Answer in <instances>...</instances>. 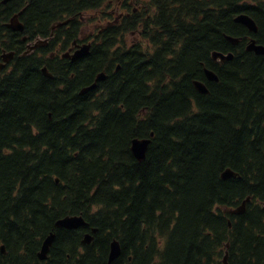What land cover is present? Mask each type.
<instances>
[{"label": "trees", "instance_id": "16d2710c", "mask_svg": "<svg viewBox=\"0 0 264 264\" xmlns=\"http://www.w3.org/2000/svg\"><path fill=\"white\" fill-rule=\"evenodd\" d=\"M111 1L0 0V59L3 49L17 53L0 72V264H107L115 237L122 253L112 264H224L227 250L229 264H264V56L246 49L251 37L264 44V0H147L153 15L134 12L129 27L103 29L88 61L52 60L41 48L21 55L54 23L109 12ZM24 7V30L15 32L5 22ZM240 12L256 19L257 34L234 21ZM139 23L145 39L127 45L120 34ZM215 49L235 57L214 62ZM115 61L119 71L80 93ZM204 65L218 82L206 80ZM195 79L210 93L200 94ZM152 132L139 162L131 140ZM227 168L238 176L224 179ZM248 196L244 213L226 211ZM80 213L89 226L56 228L48 258L39 259L56 221ZM92 227L95 238L84 244Z\"/></svg>", "mask_w": 264, "mask_h": 264}, {"label": "water", "instance_id": "95a60500", "mask_svg": "<svg viewBox=\"0 0 264 264\" xmlns=\"http://www.w3.org/2000/svg\"><path fill=\"white\" fill-rule=\"evenodd\" d=\"M8 1V0H6ZM235 21L240 22L245 24L250 30L257 32L258 31V25L255 22V20L246 13H242L239 14L236 18ZM67 22V21H66ZM61 24V23H60ZM9 26L12 27L15 30H22L23 29V24L21 23V21L19 20V14H16L12 19L11 22L9 23ZM227 38L232 41L234 44H237L239 42L238 38H234L231 36H227ZM35 47V46H34ZM247 49L248 50H252L255 51L257 54H264V45L261 44H257L256 40L253 39L251 40L248 45H247ZM88 52V46L83 47L82 49L76 51V53L74 54L73 58L76 59L78 57L83 56L84 54H86ZM14 56V53H8L5 54L4 58L5 61H10ZM234 57V54L232 52L228 53V54H224L222 52H218V51H214L213 52V58L215 60L220 59L221 62L225 61V60H230ZM4 66V64L0 65V69ZM45 73L49 76H51V74L48 72L47 69H44ZM206 75L207 78L209 80H218V76L217 74L210 69H206ZM105 78V74L104 73H100L97 77V81L104 79ZM195 86L196 88L201 92V93H208L209 89L207 88L206 84L202 81H195ZM96 86V83L92 84L91 86L85 87L82 90V93H85L89 90H91L92 88H94ZM151 143V139L150 138H135L132 141V152L133 154L136 156V158L139 161H144L146 159V154H147V150L149 148V145ZM236 176V173L233 172L231 169H227L225 170V172L223 173V177L224 178H231ZM250 198L248 197L243 204L238 207L237 209H231L229 210V212L232 213H238L241 214L243 212H245L246 210V204L247 201ZM87 221L85 220V218L82 215H68L64 218H61L57 221L56 225L58 227H67L70 229H74V228H79L81 226L87 225ZM97 228L93 229V232H96ZM56 238V234L53 232L51 234H49L46 239L43 242L41 251L39 252V257L40 259H46L48 257V253L50 251V248L54 242ZM94 236L91 233H87L85 234L84 240L83 242L85 243H90L93 240ZM3 251L5 252V248L3 247ZM121 253V244L117 239H114L111 242V250H110V254H109V260H108V264H112V262L120 255ZM227 258H228V254H226L224 261L227 264Z\"/></svg>", "mask_w": 264, "mask_h": 264}, {"label": "bare ground", "instance_id": "6f19581e", "mask_svg": "<svg viewBox=\"0 0 264 264\" xmlns=\"http://www.w3.org/2000/svg\"><path fill=\"white\" fill-rule=\"evenodd\" d=\"M10 1H12V0H8V1H6V0H3V3L4 4H7V3H9ZM33 1V0H32ZM168 2V1H167ZM47 3V2H46ZM56 3V2H55ZM159 3V2H158ZM40 4V3H39ZM85 4V3H84ZM24 5V4H23ZM22 5V6H23ZM40 6V5H39ZM4 7V6H3ZM15 7V6H14ZM1 8V7H0ZM25 8L26 7H24V8H22L21 10H19L18 12H15L12 16H10V18H9V20L8 21H6L5 22V25L8 27V28H10L11 30H14L15 32H23V30H24V23L22 22V24H23V29L22 30H15V29H13L12 27H10L9 26V23L11 22V19L16 15V14H19V17L23 14V12L25 11ZM28 8V7H27ZM52 8V7H51ZM14 9V8H13ZM30 9V8H29ZM166 9V8H165ZM69 10V9H68ZM162 10V9H161ZM35 11V10H34ZM47 11V10H46ZM45 11V12H46ZM5 12V11H4ZM14 12V11H13ZM39 12H40V10H39ZM27 13V12H26ZM34 14V13H33ZM49 14V13H48ZM27 16V15H26ZM42 16V15H41ZM49 16V15H48ZM55 19H57V18H55ZM61 19V18H60ZM29 20V19H28ZM36 21V20H35ZM43 22V21H42ZM33 23V22H32ZM150 24V23H149ZM28 25V24H27ZM42 25V24H41ZM44 25V24H43ZM30 28V27H29ZM47 28V27H46ZM3 29V28H2ZM9 30V29H8ZM2 31V30H1ZM39 31V30H38ZM14 32V33H15ZM43 34V33H42ZM226 34L227 33H225V36H226ZM14 35V34H13ZM45 35V34H44ZM16 36V35H15ZM5 37V36H4ZM13 38V37H12ZM33 38V37H32ZM9 39V38H8ZM22 39L25 41L26 39H27V37L26 36H23L22 37ZM219 39V38H218ZM221 39V38H220ZM200 40V39H199ZM113 41V40H112ZM20 42V41H19ZM175 42V41H174ZM200 42V41H199ZM221 42V41H220ZM223 42V41H222ZM7 45V44H6ZM201 45V44H200ZM199 45V46H200ZM217 45V44H216ZM22 46V45H21ZM203 46V45H202ZM111 47H112V45H111ZM189 47V46H188ZM120 48V47H119ZM186 49V48H185ZM27 49H25V50H23V52L21 53V55H26V54H28L27 53V51H26ZM109 50V49H108ZM207 50V49H206ZM4 51H10V52H13L15 55L17 54L16 53V51L15 50H13V49H9V50H7V49H3V51L2 52H4ZM49 49L48 50H45V51H43L44 52V54H46L50 59H52V60H54V57H52V56H50L49 55ZM189 51V50H188ZM195 51V50H194ZM193 51V52H194ZM200 51H202V50H200ZM214 51V50H213ZM1 52V51H0ZM111 52V51H110ZM105 53V52H104ZM198 53V52H197ZM200 53V52H199ZM244 53V52H243ZM243 53H241V54H243ZM106 54V53H105ZM115 54V53H114ZM118 54H119V51H118ZM205 54V53H204ZM244 54H246V53H244ZM109 55V54H108ZM181 55H182V53H181ZM198 55V54H197ZM203 55V54H202ZM251 55V54H250ZM249 55V56H250ZM103 56V55H102ZM112 56V55H111ZM189 56V55H188ZM106 57V56H105ZM202 57V56H201ZM204 57V56H203ZM243 57V56H242ZM241 57V58H242ZM252 57V56H251ZM22 58V57H21ZM122 58V57H121ZM28 59H30V58H28ZM107 59V58H106ZM195 59H196V57H195ZM253 59H255V58H253ZM18 60V59H17ZM45 60V59H44ZM172 60V59H171ZM251 60V59H250ZM249 60V61H250ZM28 61V60H27ZM83 61H88V60H83ZM102 61V60H101ZM111 61V60H110ZM180 61V60H179ZM182 61V60H181ZM191 61V60H190ZM196 61V60H195ZM19 62V61H18ZM54 62V61H53ZM105 62V61H104ZM132 62V61H131ZM44 63V62H43ZM54 63H56V62H54ZM186 63V62H185ZM249 63V62H248ZM19 64V63H18ZM22 64V63H21ZM25 64V63H24ZM40 64V63H39ZM112 64V63H111ZM172 64V63H171ZM197 64H199V63H197ZM104 65V64H103ZM136 65V64H135ZM138 65V64H137ZM142 65V64H141ZM159 65V64H158ZM173 65V64H172ZM181 65H182V63H181ZM191 65V64H190ZM18 66V65H17ZM62 66V65H61ZM92 66V65H91ZM98 66V65H97ZM106 66V65H105ZM205 66V65H204ZM208 66H210V65H208ZM25 67V66H24ZM68 67V66H67ZM95 67V66H94ZM134 67V66H133ZM192 67V66H191ZM201 67V66H200ZM137 68V67H136ZM143 68V67H142ZM249 68V67H248ZM44 69H47L48 70V72L51 74V76H49V75H47L46 73H45V70ZM130 69V68H129ZM133 69V68H132ZM183 69V68H182ZM204 71H205V76H206V80L207 81H209V82H218L219 81V79H220V77H219V75H218V73L213 69V68H210V67H207V66H205L204 68ZM206 69H210V70H213L216 74H217V76H218V80H209L208 78H207V75H206ZM251 69V68H250ZM27 70V69H26ZM186 70V69H185ZM188 70V69H187ZM42 71H43V73L46 75V77L48 76V77H50V78H55V74L50 70V67H48L47 65H44L43 66V68H42ZM41 71V72H42ZM59 71V70H58ZM90 71V70H89ZM170 71V70H169ZM69 72V71H68ZM74 72V71H73ZM101 72V71H100ZM100 72H98L97 74H96V77H95V80L91 83V84H89V85H87V86H84L81 90H80V93L81 94H88L89 92H91L92 90H95L97 87H98V85H99V83H101V82H106L109 78H110V76H111V74H109L108 75V77H107V80L106 81H97V75L100 73ZM133 72V71H132ZM199 72V71H198ZM2 73V72H1ZM35 73V72H34ZM82 73V72H81ZM143 73V72H142ZM190 73V72H189ZM34 75V74H33ZM44 75V76H45ZM65 74H63V76H64ZM67 75V74H66ZM75 75V74H74ZM73 75V76H74ZM80 75H82V74H80ZM95 75V74H94ZM228 75V74H227ZM252 75V74H251ZM77 76V75H76ZM87 76V75H86ZM135 76V75H134ZM180 76V75H179ZM193 77V76H192ZM234 77V76H233ZM238 77V76H237ZM248 77V76H247ZM78 78V77H77ZM32 79V78H31ZM35 79V78H34ZM40 79V78H39ZM87 79H89V77H87ZM90 79H91V75H90ZM134 79L136 80V78L134 77ZM184 79V78H183ZM240 79V78H239ZM185 80V79H184ZM74 81H75V79H74ZM85 81V80H84ZM140 81V80H139ZM187 81V80H186ZM195 81H202V82H206L207 83V81H205V80H200V79H195L194 80V82ZM71 82V81H70ZM182 82V81H181ZM47 83V82H46ZM50 83V82H49ZM94 83H96V86L94 87V88H92L91 90H89V91H87V92H85V93H82V90L85 88V87H88V86H91L92 84H94ZM183 83V82H182ZM188 84V83H187ZM179 85V84H178ZM52 86V85H51ZM168 87V86H167ZM174 92V91H173ZM172 92V93H173ZM171 93V92H170ZM210 93V92H209ZM179 96H181V95H179ZM174 97V96H173ZM177 97V96H176ZM182 97V96H181ZM172 98V97H171ZM170 98V99H171ZM180 98V97H179ZM179 100V99H178ZM181 100V99H180ZM174 102V101H173ZM171 103V102H170ZM175 104V103H174ZM171 105V104H170ZM176 106V105H175ZM182 106V105H181ZM177 107V106H176ZM181 111V110H180ZM175 112V111H174ZM182 113V112H181ZM174 115V114H173ZM183 115V114H182ZM52 116V114L50 113V117ZM189 121V120H188ZM196 121V120H195ZM199 123V122H198ZM190 126V125H189ZM182 129V128H181ZM196 129V128H195ZM183 130H185V129H183ZM181 131V130H180ZM167 133V132H166ZM172 133V132H171ZM179 133V132H178ZM177 133V134H178ZM182 133V132H181ZM153 136L155 135V132H152L151 133ZM166 135V134H165ZM168 136V135H167ZM180 136V135H179ZM168 138V137H167ZM162 140V139H161ZM168 140H169V138H168ZM164 141V140H163ZM174 141V140H173ZM167 142V141H166ZM165 142V143H166ZM173 143V142H172ZM169 144V143H168ZM173 145V144H172ZM170 146V145H169ZM174 147V146H173ZM174 149V148H173ZM167 152V151H166ZM3 167V166H2ZM1 167V168H2ZM27 170V169H26ZM237 173V172H236ZM8 174V173H7ZM238 174V173H237ZM7 176V175H6ZM8 178V177H7ZM11 178V177H10ZM1 179V178H0ZM9 180V179H8ZM10 182V181H9ZM12 182H13V180H12ZM13 184V183H12ZM72 185V184H71ZM76 186V185H75ZM1 188V187H0ZM83 188V187H82ZM86 188V187H85ZM78 189H79V187H78ZM230 189V188H229ZM5 190V189H4ZM209 190V189H208ZM10 191V190H9ZM25 191H27V190H24V192ZM48 191H50V189L48 190ZM80 191V190H79ZM13 192V191H12ZM31 192H33V191H31ZM59 192V191H58ZM78 192V191H77ZM204 192V191H203ZM27 193H28V191H27ZM212 193V192H211ZM215 193V192H214ZM3 194V193H2ZM11 194V193H10ZM9 194V195H10ZM34 194V193H33ZM53 194V193H52ZM82 194V193H81ZM220 194V193H219ZM222 194V193H221ZM228 194V193H227ZM24 195V194H23ZM30 195V194H29ZM78 195V194H77ZM27 196V195H26ZM52 196V195H51ZM68 196V195H67ZM219 196V195H218ZM243 196H244V194H243ZM5 197V196H4ZM82 197V196H81ZM95 197V196H94ZM202 197H203V195H202ZM237 197V196H236ZM14 198V197H13ZM25 198V197H24ZM83 198V197H82ZM221 198V197H220ZM232 198V197H231ZM241 198V197H240ZM239 198V199H240ZM5 199V198H4ZM27 199V198H26ZM41 199V198H40ZM60 199V198H59ZM91 199V198H90ZM127 199V198H126ZM228 199V198H227ZM22 200H24L23 199V197H22ZM66 200V199H65ZM69 200V199H68ZM79 200V199H78ZM105 200V199H104ZM125 200V199H124ZM128 200H130V199H128ZM242 200V199H241ZM3 201V200H2ZM40 201V200H39ZM112 201V200H111ZM118 201V200H117ZM15 202V201H14ZM30 202V201H29ZM99 202V201H98ZM1 203V202H0ZM95 203V202H94ZM106 203V202H105ZM110 203V202H109ZM129 203V202H128ZM233 203V202H232ZM237 203V202H236ZM238 203H239V201H238ZM86 204H88V203H86ZM127 204V203H126ZM9 205V207H10V204H8ZM13 205V204H12ZM26 205V204H25ZM77 205V204H76ZM92 205V204H91ZM90 205V206H91ZM27 206V205H26ZM66 206V205H65ZM115 206V205H114ZM124 206V205H123ZM142 206V205H141ZM237 206V205H236ZM7 207V206H6ZM22 207V206H21ZM64 207V206H63ZM71 207V206H70ZM135 207H136V205H135ZM138 207V206H137ZM143 207V206H142ZM24 208V207H23ZM77 208V207H76ZM196 208V207H195ZM20 209V208H19ZM31 209V208H30ZM81 209V208H80ZM105 209V208H104ZM132 209V208H131ZM135 209V208H134ZM5 210V209H4ZM121 210V209H120ZM133 210V209H132ZM13 211V210H12ZM21 211V210H20ZM78 211V210H77ZM123 211V210H122ZM140 211V210H139ZM18 212V211H17ZM72 212H73V210H72ZM130 212V211H129ZM136 212V211H135ZM134 212V213H135ZM187 212V211H186ZM8 213V212H7ZM103 213V212H102ZM116 213V212H115ZM119 213V212H118ZM5 214V213H4ZM9 214V213H8ZM108 214V213H107ZM123 214V213H122ZM137 214V213H136ZM139 214V213H138ZM103 215V214H102ZM120 215V214H119ZM123 215H125V214H123ZM186 215V214H185ZM213 215V214H212ZM10 216H11V214H10ZM183 217V216H182ZM187 217V216H186ZM112 218V217H111ZM127 218V217H126ZM123 219V218H122ZM138 219V218H137ZM145 219V218H144ZM118 220V219H117ZM187 220V219H186ZM197 220V219H196ZM200 220V219H199ZM126 221H128V220H126ZM180 221H181V219H180ZM213 221V220H212ZM186 222V221H185ZM189 222V221H188ZM126 223V222H125ZM135 224V223H134ZM131 225V224H130ZM147 225V224H146ZM168 225V224H167ZM182 225V224H181ZM200 225V224H199ZM152 226V225H151ZM186 226V225H185ZM190 226V225H189ZM196 226V225H195ZM209 226V225H208ZM133 227H135V226H133ZM115 229H117V228H115ZM148 229V228H147ZM169 229V228H168ZM178 229H181V228H178ZM193 229V228H192ZM198 229V228H197ZM123 230V229H122ZM166 230V229H165ZM126 231V230H125ZM132 231V230H131ZM162 231V230H161ZM185 231V230H184ZM197 231V230H196ZM118 232V231H117ZM142 232V231H141ZM154 232H155V229H154ZM203 232V231H202ZM138 233V232H137ZM148 234V233H147ZM167 234V233H166ZM190 235V234H189ZM195 235V234H194ZM141 236V235H140ZM181 236V235H180ZM123 237V236H122ZM128 237V236H127ZM130 238V237H129ZM133 238V237H132ZM148 238V237H147ZM138 239V238H137ZM179 239V238H178ZM171 240H172V238H171ZM184 240V239H183ZM204 240V239H203ZM136 241V240H135ZM180 241V240H179ZM196 242V241H195ZM132 243V242H131ZM197 243V242H196ZM183 246V245H182Z\"/></svg>", "mask_w": 264, "mask_h": 264}, {"label": "flooded vegetation", "instance_id": "af4514ba", "mask_svg": "<svg viewBox=\"0 0 264 264\" xmlns=\"http://www.w3.org/2000/svg\"><path fill=\"white\" fill-rule=\"evenodd\" d=\"M136 10H137V8H136ZM104 21H106V24L113 23L112 20H110L108 18H105ZM118 21H120L119 18H118L117 22ZM103 22L99 23V25H92L91 19H89V18L83 19L80 22V26H79L80 27V30H79L80 33H79V35H77V37L69 43L68 49L66 51L69 52L71 55L72 53H74L75 50H77L82 45H85V44L92 45L94 43V40L96 39V35L99 33L98 27H101ZM75 26H76V24L71 25L70 23L67 25V27L69 29L75 28ZM60 49H61L60 46H57L55 51L52 52V57H55L58 59L60 57V56H58L60 54ZM70 55L65 56V59L72 61V58Z\"/></svg>", "mask_w": 264, "mask_h": 264}, {"label": "rangeland", "instance_id": "374dc122", "mask_svg": "<svg viewBox=\"0 0 264 264\" xmlns=\"http://www.w3.org/2000/svg\"><path fill=\"white\" fill-rule=\"evenodd\" d=\"M135 6H137V5H135ZM133 37H135V35H133V36H128V37H127L128 41H130V42L133 41V39H134Z\"/></svg>", "mask_w": 264, "mask_h": 264}]
</instances>
